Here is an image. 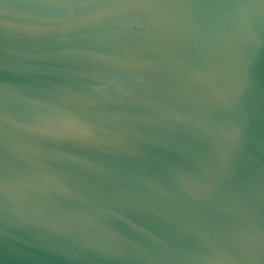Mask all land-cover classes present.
Masks as SVG:
<instances>
[{"label":"water","instance_id":"95a60500","mask_svg":"<svg viewBox=\"0 0 264 264\" xmlns=\"http://www.w3.org/2000/svg\"><path fill=\"white\" fill-rule=\"evenodd\" d=\"M0 264H264V0H0Z\"/></svg>","mask_w":264,"mask_h":264}]
</instances>
